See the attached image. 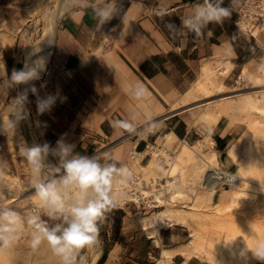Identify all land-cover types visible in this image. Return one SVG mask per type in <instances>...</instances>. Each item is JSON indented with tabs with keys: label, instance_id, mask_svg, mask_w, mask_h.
Listing matches in <instances>:
<instances>
[{
	"label": "crops",
	"instance_id": "obj_1",
	"mask_svg": "<svg viewBox=\"0 0 264 264\" xmlns=\"http://www.w3.org/2000/svg\"><path fill=\"white\" fill-rule=\"evenodd\" d=\"M103 2L88 0L89 6L84 7L81 0L62 12L46 71L40 80L32 82L40 97L51 94L56 102L51 111L38 115L36 96L29 92L32 130L40 144L55 147L62 139L74 144L80 155H95L104 164L123 165L140 175L141 165L147 163L145 145L153 142L162 147L163 136L171 132L179 145L197 138L195 125L186 118L188 108L172 109L171 105L192 89L203 67L220 69L229 62L222 75L225 84L255 60L264 43L236 24L245 0H223V6L231 9L230 17L221 24L210 23L201 36L182 30L181 20L203 0H118L119 17L99 30L91 5ZM168 24L176 25L177 31L170 30ZM33 41L24 47V40L16 38L1 47L7 79L5 99L10 104L23 85L9 87V76L13 69L24 67ZM228 48L231 55L225 54ZM135 85L146 90L143 98H135ZM10 109L8 113L15 107ZM116 120L132 122L136 131L114 128ZM208 132L213 141L209 150L216 153L221 164L228 162L227 149L237 140L238 131L217 121ZM30 136L34 140L31 131ZM171 142L172 146L176 140ZM139 217L126 204L116 203L103 213L100 219L105 218L104 228L98 234L103 245L93 264H156L163 248L173 250L167 264H202V259L185 256L179 250L185 247L187 241L183 240L190 237L186 226L172 223L151 236ZM115 220L116 229L110 236L109 225Z\"/></svg>",
	"mask_w": 264,
	"mask_h": 264
},
{
	"label": "rangeland",
	"instance_id": "obj_2",
	"mask_svg": "<svg viewBox=\"0 0 264 264\" xmlns=\"http://www.w3.org/2000/svg\"><path fill=\"white\" fill-rule=\"evenodd\" d=\"M30 1L32 2V0H0V13L8 9L13 10V12L11 13L12 17H9L3 13L0 14V40L3 39L4 44L8 41L12 42L17 38L24 40V47H26L30 40L35 39L41 33L42 28L46 23L48 12L55 5V0L45 2H42L41 0L37 1V10L25 20L24 24L17 26L18 28H16L17 17L19 13L23 11L22 7L26 3L29 4ZM78 1L81 0H75L74 3ZM13 15L15 16V19H12L14 18ZM8 19L11 22H9ZM256 38L264 43V30L260 31ZM262 64H264V46H261L259 50H257L255 60L245 66V69L248 71V73L240 80H236L239 76V74H236L232 80L225 82V86L219 92H217L215 90V87L210 84H206L203 88L195 87L193 85L192 89L189 90L188 96L191 98V100L189 106H186L188 108L186 118H189L191 124L195 125V129L199 134H196L195 136H197V138L192 142L189 141V144H193L197 139H201V143L204 146L203 150L201 151L204 153H208L206 151H209L211 145L209 144V141H211V137L208 131L215 123H217V121L220 125L231 126L234 127L236 131H238V133L236 134L237 140L231 146L233 147L232 151L234 153V158L230 156L228 162H226V160H223V164H221L217 159L216 163L222 170L233 172L237 167L235 164V160L240 157L248 158L254 164H258L260 166L264 165V158H261L259 156L257 150V143L260 138L258 137V134L254 132L251 122L252 118L257 116L250 115L247 111L243 110L231 111L228 109V105L232 101H234L235 97L244 96L246 94H254L256 96H260L261 93H264V70H262L260 67ZM219 70L220 69L216 70L217 74ZM222 75L218 74V78L221 80ZM6 80V70L3 62V55L1 54L0 50V115H2V113L4 112L8 113L9 111H11L10 106L17 108L14 103L10 104V102L5 99ZM223 96L227 97L221 98ZM183 97L184 95H182L180 98ZM207 101H211L208 104L207 109L212 112V116L207 119H198L194 121V119L196 118V116L194 115H197V113L204 107V103ZM174 104L175 102L171 105V107ZM220 109H225V111L222 112ZM26 110L28 119L27 129L28 131L30 130L32 132L33 138L36 143L40 144L32 130L31 118L29 115L30 113L28 111V103L26 104ZM202 122L207 124H214L206 125ZM13 137H15L14 133L10 134L7 129L0 127V206L9 203L5 207H11L22 215L28 208L35 207L34 205H32L33 202L31 201L34 192V189L32 188L33 177L29 164L27 163L26 159L20 155V151L17 150L20 143L16 137ZM9 139H11L13 142L11 143V140ZM173 139L174 141L176 140V143L171 146V141ZM162 142L163 141H161V143ZM24 144L25 143H23V146ZM151 144L155 145V143L150 142L149 146ZM164 145L170 147V149H168L170 153L178 151L179 149V142L177 141L176 137H171L165 143L163 142L162 147H164ZM153 151L155 150L149 149L148 151H145L144 159H147V162L149 159L154 157ZM48 160L51 164L57 165L59 163V161L53 160L50 157L48 158ZM157 161L163 164V162L159 160ZM143 163H146V161ZM180 164L184 165V176L186 180H188L193 173V168H191V164H188L182 159L180 161ZM134 173H137V171H134ZM146 173L149 174V170L142 169L141 175L146 176ZM47 178L48 174L46 172L45 179ZM229 185L230 184L225 183L221 186V188H217L214 192L213 200L217 201L220 193H224V189L228 188ZM204 187L206 188L208 187V185L204 184L203 186L198 187V190L202 192L205 190ZM128 198L129 196L127 195L124 202L119 205H131L140 216L149 214L152 211L154 212L156 209L161 207L136 206L132 201H129ZM187 199L188 198H186L185 201ZM9 200L11 201L9 202ZM217 203L219 204V208L216 209L214 206L211 207V209L216 212L215 216H217V218L213 219L212 222L205 224L212 227L213 231L209 230L208 233L211 234L213 238H218L217 246H215V244L212 243V241L209 240L208 237H206L204 238V240H201V245L199 246V248L195 252L191 253L192 256L195 255L197 256V258L202 259V264H211V260L214 262V264H252L255 260H257L252 256V253L248 251L245 257H241L240 252L241 250L246 248V245L247 247H253L257 240H264V194L257 193L256 195H245L232 206H228L227 202L225 201H218ZM169 204H172L174 206H182V203L178 202L177 204L172 202ZM183 204L188 203L184 202ZM184 207H186V205ZM205 209L210 208L205 207ZM43 218L48 221L49 226H54L56 223L61 222L56 218H49L46 216ZM104 222L105 218L99 219L98 221L100 235L102 234V230L104 228ZM116 224V220L110 223V236L113 235V232L116 229ZM107 226L108 224L106 223V227ZM24 228L27 229L28 225L25 224ZM17 235V241L19 243L17 244L16 241L14 243L15 247L13 248V251L15 252L16 256L15 262L13 264H53L51 258L48 256V249L50 247L46 241L43 242L38 248L33 249L30 245L31 235L27 230L26 232H19ZM227 238H231L232 246L238 245V248L236 250H231L226 246V244H224ZM189 239L190 237L187 236L183 240V243L185 241H188ZM102 240V238L98 237V248L102 247ZM15 244L18 246V248ZM184 246H186V244ZM86 259H89L88 256ZM150 260H153L154 262L153 258H151ZM151 262L149 261V263ZM0 264L5 263L0 261Z\"/></svg>",
	"mask_w": 264,
	"mask_h": 264
},
{
	"label": "clouds",
	"instance_id": "obj_3",
	"mask_svg": "<svg viewBox=\"0 0 264 264\" xmlns=\"http://www.w3.org/2000/svg\"><path fill=\"white\" fill-rule=\"evenodd\" d=\"M82 6H89L88 0H83ZM91 7L99 30L119 17L118 0H104L101 5L92 4ZM230 15L231 9L223 6V0H203V3L194 6L190 15L182 18V30L201 36L210 23L221 24ZM167 27L177 31L174 24ZM112 30L115 31V28ZM39 51L34 49L35 53ZM225 54L231 55L232 49H226ZM260 67L264 70V64ZM45 71L46 60L39 56L31 63L26 62L22 69L11 72L9 87L15 89L19 85H29L15 97L17 110L14 115L17 120L26 114L29 92L36 96L38 115L51 111L54 106L56 97L51 94L40 97L32 83L40 80ZM133 91L137 99L143 98L146 92L140 85H135ZM113 127L128 133L136 131L134 124L128 120H116ZM19 151L31 168L35 207L31 209V215L22 217L15 209L0 206V250L11 247L18 239L21 227L27 224L32 229L30 245L33 249L46 241L60 264H84L81 249L98 244L100 217L116 206L117 199L123 198L122 193L118 195L114 192V184H126L132 179V173L123 165L104 164L98 156L80 155L75 151L74 144L65 143L62 139L57 140L55 147L49 143L24 144ZM49 156L57 157L59 163L51 165ZM45 216L61 222L49 226L43 218ZM248 251L255 259L264 261V240H257L251 248L246 245L240 256L245 257Z\"/></svg>",
	"mask_w": 264,
	"mask_h": 264
},
{
	"label": "bare ground",
	"instance_id": "obj_4",
	"mask_svg": "<svg viewBox=\"0 0 264 264\" xmlns=\"http://www.w3.org/2000/svg\"><path fill=\"white\" fill-rule=\"evenodd\" d=\"M37 1L40 0H32V2H29V4L26 3L27 5H22L23 11L20 10L22 12L19 13L18 17L16 16V28H18L17 26L24 24L25 20L37 10ZM41 1L45 2L50 0ZM74 1L75 0H55V5L48 12L47 20L42 28L41 33L34 39L31 48L27 50L25 63H31L32 60H35L39 56L44 57L47 62L54 42L58 19L60 18L62 12L64 10H67V8H69V6L73 4ZM12 12L13 10L8 9L4 10L2 13L6 14L9 17H12ZM262 12H264V5H262ZM12 19H15V16ZM10 20L9 22H11ZM245 23L241 22L240 24L242 27L247 28L252 35L257 36L260 31L264 30V21H259L258 23H255L248 27H246L248 23ZM3 44L4 40L1 39L0 48L3 46ZM35 48L40 49V51L38 53H35ZM229 66V62L224 63V66L220 68L218 74H225ZM213 67L214 66L211 67L209 65L204 66L201 76L194 82L193 85L195 87L203 88L206 84H210L215 87V90L217 92L221 91L225 84L221 79L218 78V74L216 73V70L218 69ZM247 73L248 71L245 69V67H243L236 80H240ZM25 86L27 85H23L22 89ZM183 95L184 97L179 98L171 107L172 109L185 108L186 106H189L191 100V98L188 96L189 90ZM226 97L227 96H223L221 98ZM210 102L211 101H207L204 103V107L197 113V115H194L196 116L194 121L198 119H207L212 116V112L207 109V106ZM228 109L231 111L243 110L247 111L250 115L257 116L253 117L251 122L254 132H256L258 134V137L260 138L257 143L259 156L261 158H264V93H261L260 96H256L254 94H246L244 96L235 97L234 101H232L228 105ZM16 110L17 108L13 109V111L10 113H2V115H0V127L7 129L10 134L14 133V136L20 143L18 145L19 149L23 146V143L28 146L36 144L30 137V133L27 129L28 124L26 114L21 119L17 120L14 115ZM220 110L222 112L225 111V109ZM163 137L165 139V143L171 137H175V135L171 132L165 134V136ZM12 142L13 141L11 140V143ZM212 143V140L209 141V144ZM203 147L204 146L201 143V139H197L193 144H189L187 141L183 140L182 142H180L178 151H174L173 153H170L168 148L157 147V149L153 151L154 157L149 159L145 165H141V169H147L150 173H146V176H142L140 174L137 180V183L146 185L143 187H139V190L141 191L143 196L151 197L152 200L158 204V206H161L153 213L139 217L138 220L141 223L142 227L149 233V235L154 236L161 227H165L172 223L186 226L189 230L190 239L185 243L186 246L183 249H179L180 252H182L185 256H189L191 255V253L195 252L201 245V240H204V238L206 237H208L209 240H211L212 243L217 246L218 238H213V236L208 233L209 230L213 231V229L211 226L205 224L212 222L213 219L217 218V216H215L216 212L213 211L211 207L214 206L216 209L219 208V204L217 203L218 201H225L227 202L228 206H232L245 195H256L257 193L264 194V165L260 166L258 164H254L248 158L240 157L235 160V164L237 167L233 172L222 170L216 163V153L213 150H209L206 151L208 153H204L201 151L203 150ZM18 148L17 150L19 151ZM232 149L233 147H230L227 150L229 155L234 158ZM156 158L157 160L163 162V164L159 163ZM181 159L186 161L188 164H191V168H193V173L189 179L187 178L188 180H186L184 176V165L180 164ZM225 176H227L229 180L228 184H230V187L228 186V188L224 189V193H220V195L218 194L219 198L218 200L216 199L217 201H215L213 200L214 192L217 188H219L218 184ZM157 184L159 185V187H157ZM204 184H207L208 187H204L205 190L200 192L198 190V187H201ZM72 191L73 194H75V190L73 189ZM114 192L118 195L121 193L123 194L122 199H117V204H122L127 195L129 197L134 195L132 193H125L126 191L122 189V186H120L119 183L114 184ZM186 198H188L187 201H185ZM11 200H9V202ZM31 201L33 202L32 205L35 206L33 195ZM171 202H188V204H182V206H174L172 204H169ZM185 205L186 207H184ZM205 207H209L210 209H205ZM32 208L33 207L28 208L25 212L26 214L23 213L22 215H20L22 217L31 215ZM24 227L25 224L21 227L19 232H26L27 230L31 234V226L28 225L27 229H25ZM14 243L11 247L0 250V261L5 264H13L15 262L16 255L13 251V248L15 247ZM16 243L18 244L19 242L16 240ZM224 244H226V246L231 250H236L238 248V245L232 246L231 238H227ZM100 250L101 249L98 248L97 244L81 249V255H83L85 258L84 264H93L98 258ZM172 253L173 250L163 248L161 252L162 256L158 258L156 264H167V260L171 257ZM48 256L51 258L53 264H60L59 258L53 255L50 248L48 249ZM87 256L89 258L88 260L86 259ZM210 263L214 264L212 260Z\"/></svg>",
	"mask_w": 264,
	"mask_h": 264
},
{
	"label": "built area",
	"instance_id": "obj_5",
	"mask_svg": "<svg viewBox=\"0 0 264 264\" xmlns=\"http://www.w3.org/2000/svg\"><path fill=\"white\" fill-rule=\"evenodd\" d=\"M262 5H264V0H245L243 6L238 11L236 24L243 30H246L249 32L247 28H244L241 26V22L248 23L246 27L251 26L255 23H258L259 21H264V12H262ZM245 23V24H246ZM250 33V32H249ZM157 145L149 144L145 145V151L149 149H157ZM132 173V179L129 180L126 184H119L122 186V189H124L128 193L134 194L133 196H130L128 199L129 201H132L136 206H148V207H158V204L152 200L151 197L143 196L141 191L139 190V187L146 186L145 184L141 185L137 183L139 174ZM227 176L223 177V179L219 182V187H221L223 184L228 183ZM157 187L159 185L157 184ZM187 201V200H186ZM177 203V202H176ZM178 203H184V202H178ZM188 203V202H187Z\"/></svg>",
	"mask_w": 264,
	"mask_h": 264
},
{
	"label": "water",
	"instance_id": "obj_6",
	"mask_svg": "<svg viewBox=\"0 0 264 264\" xmlns=\"http://www.w3.org/2000/svg\"><path fill=\"white\" fill-rule=\"evenodd\" d=\"M29 87V85L25 86L23 89H21V92L26 88ZM25 109H26V105H25Z\"/></svg>",
	"mask_w": 264,
	"mask_h": 264
}]
</instances>
